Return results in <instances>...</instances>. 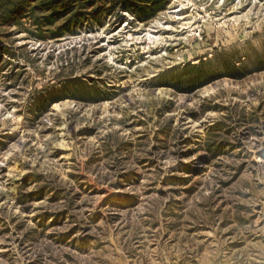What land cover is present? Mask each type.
I'll list each match as a JSON object with an SVG mask.
<instances>
[{"label":"rangeland","instance_id":"obj_1","mask_svg":"<svg viewBox=\"0 0 264 264\" xmlns=\"http://www.w3.org/2000/svg\"><path fill=\"white\" fill-rule=\"evenodd\" d=\"M0 264H264V0H0Z\"/></svg>","mask_w":264,"mask_h":264},{"label":"trees","instance_id":"obj_2","mask_svg":"<svg viewBox=\"0 0 264 264\" xmlns=\"http://www.w3.org/2000/svg\"><path fill=\"white\" fill-rule=\"evenodd\" d=\"M205 142H206L205 143L206 150L209 151V152H211V154H210L211 156H216L220 152V150L218 149V146L211 145L209 143V140H207V139H206Z\"/></svg>","mask_w":264,"mask_h":264}]
</instances>
